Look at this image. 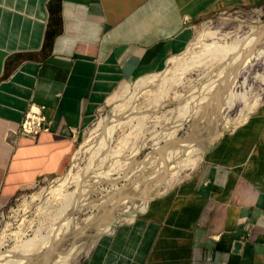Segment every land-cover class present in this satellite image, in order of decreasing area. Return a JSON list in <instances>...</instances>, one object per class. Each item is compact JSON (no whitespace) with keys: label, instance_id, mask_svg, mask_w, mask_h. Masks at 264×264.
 <instances>
[{"label":"crops","instance_id":"0c3cea01","mask_svg":"<svg viewBox=\"0 0 264 264\" xmlns=\"http://www.w3.org/2000/svg\"><path fill=\"white\" fill-rule=\"evenodd\" d=\"M231 10L263 13L264 0H0V207L66 169L123 83L164 69L196 23ZM33 104L49 131L8 143ZM77 264H264V105Z\"/></svg>","mask_w":264,"mask_h":264},{"label":"rangeland","instance_id":"374dc122","mask_svg":"<svg viewBox=\"0 0 264 264\" xmlns=\"http://www.w3.org/2000/svg\"><path fill=\"white\" fill-rule=\"evenodd\" d=\"M263 26L264 11L211 15L164 69L123 83L78 134L66 169L0 207V264H77L106 233L94 221H131L141 202L189 179L221 137L264 105V58L250 78L238 69L240 47ZM256 40L253 55L264 51V34ZM144 138L148 146L130 158Z\"/></svg>","mask_w":264,"mask_h":264},{"label":"bare ground","instance_id":"6f19581e","mask_svg":"<svg viewBox=\"0 0 264 264\" xmlns=\"http://www.w3.org/2000/svg\"><path fill=\"white\" fill-rule=\"evenodd\" d=\"M263 34H264V26L263 27H260L259 29H258V31H255V34H252L251 35V38H249L247 41H248V45H241L242 46V48L240 47V49L241 50H243L244 52H245V55H244V53H243V57L241 58V60H240V63L238 64V69H240V72H239V76L241 75V77H244V78H247V77H249L250 76V72H251V70L253 69L254 70V68L256 67V66H261L260 65V62H261V59L262 58H264V51L263 52H259L258 54H255V55H253V50L257 47V46H259V44L258 43H256L257 42V40H256V38H259V37H262L263 36ZM247 43V42H246ZM260 43V42H259ZM256 44H258V45H256ZM242 51V52H243ZM263 67V66H262ZM238 72V71H237ZM238 74V73H237ZM229 76V75H228ZM237 77V76H236ZM250 78V77H249ZM236 79V78H235ZM240 80V79H239ZM241 80H242V78H241ZM243 81V80H242ZM239 82V81H238ZM145 83V82H144ZM149 83V82H148ZM141 86H143V84L141 85ZM148 86H149V84H148ZM238 89V87H236V90ZM264 91V90H263ZM233 92V91H232ZM157 93V92H156ZM155 93V94H156ZM233 93H230L229 94V96H231ZM260 100H263V98H261ZM186 102V101H185ZM222 103V102H221ZM159 106V105H158ZM250 108H253V107H250ZM157 121V120H156ZM240 122V121H239ZM159 123V122H158ZM184 123V122H183ZM220 124V123H219ZM156 125V124H155ZM154 125V126H155ZM159 125V124H158ZM215 125H217V124H215ZM178 126V125H177ZM177 126H175V127H177ZM218 126V125H217ZM214 127V126H213ZM175 129V128H174ZM177 129V128H176ZM213 130V129H212ZM215 130V129H214ZM215 132V131H214ZM213 132V133H214ZM149 133H150V131H149ZM210 133V132H209ZM220 134V133H219ZM221 135V134H220ZM212 136V135H211ZM167 139V138H166ZM144 140H145V142L143 143V144H141V145H138V146H136L134 149H132V154H131V156H130V158H134V156L138 153V152H135L134 153V151L137 149L138 151H142V150H144V148H146L147 146H148V144H147V140L144 138ZM163 141H165V140H163ZM214 142V141H213ZM156 143H158L159 144V142L157 141ZM165 144V143H164ZM162 145V144H161ZM161 145H160V147H161ZM153 146V145H152ZM176 146H178V145H176ZM163 147V146H162ZM166 147V146H165ZM205 147V146H204ZM156 151V150H155ZM154 151V152H155ZM116 154V153H115ZM120 157V156H119ZM146 160V159H145ZM144 161V160H143ZM199 161V159H197L193 164H192V167L193 166H195L196 164H197V162ZM111 165V164H110ZM196 169V168H195ZM193 170V169H192ZM194 171V170H193ZM192 171V172H193ZM125 178V177H124ZM111 179H113V178H111ZM121 180V179H120ZM104 181H106V180H104ZM102 182H103V180H102ZM101 182V183H102ZM138 182V181H137ZM161 182V181H160ZM169 182H171V180L169 181ZM173 182V181H172ZM174 183V182H173ZM99 185V184H98ZM111 185V184H110ZM61 186V185H60ZM122 186H124V185H122ZM117 188V187H116ZM78 189V188H77ZM76 189V190H77ZM90 190V189H89ZM78 191V190H77ZM84 191V190H83ZM75 194H76V192H75ZM146 195V194H145ZM74 196V195H73ZM80 196V195H79ZM112 196V195H111ZM123 200V199H122ZM73 201H74V199H73ZM70 201H68V203H69ZM141 205L139 206V208H140V210L139 211H136L135 213H138V212H143L145 209H146V204H143L142 202L140 203ZM75 205V204H74ZM114 205V204H113ZM40 206H41V204H40ZM39 206V207H40ZM72 209H73V207H72ZM65 212V215L67 214L66 212H68V210H66V211H64ZM49 214V213H48ZM62 216V215H61ZM110 218V217H109ZM109 218L108 219H106V220H104V221H94V222H99L98 223V230H97V233L100 231V230H105L106 232L108 231V232H110L111 230H113L114 229V227H116L117 226V224H118V222L120 221V220H118V221H115L114 222V220H116L117 218H113V220H112V222L110 223L109 222ZM127 218H129V217H127ZM94 220V219H93ZM92 220V221H93ZM90 221V220H89ZM106 221V222H105ZM114 222V223H113ZM98 234H96L94 237H96ZM93 237V238H94ZM49 254V253H48ZM124 256V255H123ZM48 260V259H47ZM68 261H67V259H65L61 264H66ZM43 263V262H42Z\"/></svg>","mask_w":264,"mask_h":264},{"label":"built area","instance_id":"2783aa9c","mask_svg":"<svg viewBox=\"0 0 264 264\" xmlns=\"http://www.w3.org/2000/svg\"><path fill=\"white\" fill-rule=\"evenodd\" d=\"M45 107L42 105H31L25 113L24 119L18 129L8 130L6 141L12 143L21 138L37 140L41 133L49 131L50 122L44 114Z\"/></svg>","mask_w":264,"mask_h":264}]
</instances>
